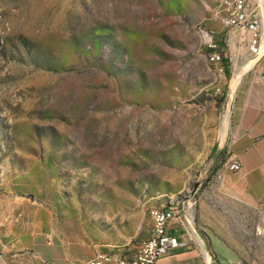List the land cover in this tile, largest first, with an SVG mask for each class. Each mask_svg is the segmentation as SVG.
<instances>
[{"label": "rangeland", "instance_id": "obj_1", "mask_svg": "<svg viewBox=\"0 0 264 264\" xmlns=\"http://www.w3.org/2000/svg\"><path fill=\"white\" fill-rule=\"evenodd\" d=\"M263 51L264 0H0V264L133 254L152 208L198 236L202 205L264 264L258 209L220 187Z\"/></svg>", "mask_w": 264, "mask_h": 264}, {"label": "crops", "instance_id": "obj_2", "mask_svg": "<svg viewBox=\"0 0 264 264\" xmlns=\"http://www.w3.org/2000/svg\"><path fill=\"white\" fill-rule=\"evenodd\" d=\"M235 103L239 115L228 153L237 157L242 167L236 171L229 165L221 170V193L227 199L255 206L264 222V51L255 67L242 78ZM168 212L167 230L175 234L179 246L158 264H243L240 244L213 230L208 206L202 205L199 211L204 234H196L203 238L187 230L180 211Z\"/></svg>", "mask_w": 264, "mask_h": 264}, {"label": "built area", "instance_id": "obj_3", "mask_svg": "<svg viewBox=\"0 0 264 264\" xmlns=\"http://www.w3.org/2000/svg\"><path fill=\"white\" fill-rule=\"evenodd\" d=\"M229 164L231 169L236 171L242 167L235 156L230 157ZM151 212H154V223H152L150 237L141 241L133 254L98 252L93 258L79 264H158L160 259L175 251L179 244L175 234L167 230L170 220L169 212L162 207L152 208ZM185 218L183 215L184 220ZM255 235L264 237V226L256 227Z\"/></svg>", "mask_w": 264, "mask_h": 264}, {"label": "bare ground", "instance_id": "obj_4", "mask_svg": "<svg viewBox=\"0 0 264 264\" xmlns=\"http://www.w3.org/2000/svg\"><path fill=\"white\" fill-rule=\"evenodd\" d=\"M226 126H228V125H226ZM226 131H227V130H226ZM226 131H225V132H226ZM190 209H193V207L191 206ZM190 219L193 220L191 217H190Z\"/></svg>", "mask_w": 264, "mask_h": 264}]
</instances>
